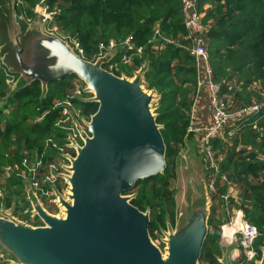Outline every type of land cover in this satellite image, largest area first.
Segmentation results:
<instances>
[{"label":"trees","instance_id":"16d2710c","mask_svg":"<svg viewBox=\"0 0 264 264\" xmlns=\"http://www.w3.org/2000/svg\"><path fill=\"white\" fill-rule=\"evenodd\" d=\"M42 2L17 0L16 10L33 20L34 9ZM197 3L203 15V38L213 80L218 84L225 81L222 94L228 102L227 111L255 104L261 107V112L239 122L240 128L229 124L223 135L211 142L220 174L211 191L210 234L200 261L218 264L222 257L221 236L213 233L221 232L224 224L223 216L218 217L217 212L225 210L227 194L230 208L242 210L245 220L260 231L261 236L255 243L260 260L259 247L264 242V0H197ZM44 4L49 13H54L59 31L75 40L89 59L111 43L129 41L135 48L144 47L141 56L131 65L121 64L122 51L104 68L117 76L121 73L131 76L148 61L146 82L149 89L160 95L156 121L163 126L167 167L164 175L137 182L134 190L138 195L132 201L140 211L150 210L149 231L153 234L155 220L161 219L165 225L168 216L174 222L177 157L187 138L195 140V132L188 129L197 92V70L188 51L191 40L183 23L182 0H45ZM156 31L163 40L147 47ZM10 79L16 80L17 76L9 74L0 64V103L10 92L11 86L7 84ZM83 86L77 77H68L50 84L41 100V83L33 82L8 99L5 108L0 110V174L7 167L16 173L24 172L25 160L30 164L42 161L46 168L69 151L68 133L59 125L61 104L69 101L84 119L98 110V104L75 97L76 90ZM199 97L194 129L198 128L201 115L211 113L202 107L203 99L208 101L206 94ZM207 169L211 177V170ZM222 176L227 177L231 187L223 182ZM1 186L5 189L6 206L13 209L15 216L33 226L42 225L28 211L31 207L24 200L21 178L13 175Z\"/></svg>","mask_w":264,"mask_h":264},{"label":"water","instance_id":"95a60500","mask_svg":"<svg viewBox=\"0 0 264 264\" xmlns=\"http://www.w3.org/2000/svg\"><path fill=\"white\" fill-rule=\"evenodd\" d=\"M16 5L17 0H0V63L17 76L0 110L33 82L41 83L42 100L50 84L72 76L85 85L87 97L79 99L98 104V110L89 120L71 112L80 142L68 134L66 148L75 155H62L68 162L59 175L64 191L52 187L57 214L44 207L30 179L23 181L26 203L42 225L0 212V264H200L213 199L193 142L187 138L177 157L176 227L162 240L164 251L150 235V210L132 204L137 193L126 196L137 182L164 175L167 167L163 126L156 121L160 95L146 82L150 63L144 61L131 76H117L104 66L119 47L89 59L50 31L42 15L28 20ZM222 215L226 224L224 209ZM260 251L256 264H264V242ZM230 259L239 264L242 253L234 249Z\"/></svg>","mask_w":264,"mask_h":264},{"label":"built area","instance_id":"2783aa9c","mask_svg":"<svg viewBox=\"0 0 264 264\" xmlns=\"http://www.w3.org/2000/svg\"><path fill=\"white\" fill-rule=\"evenodd\" d=\"M44 1L45 0H43L41 5L38 6L40 8V13H35V14L42 15L44 21L49 22V26H52L53 23H55V21L52 22L46 20L44 15L51 16L54 19L53 17L54 13L48 12V8L45 6ZM182 13H183L184 26L191 40V45L188 48V51L190 52L191 56L194 59L197 70L196 72L197 92L193 104L191 106V111H190L191 121L188 131L189 132L195 131L194 121L196 119L195 114L197 112V104L200 99L199 97L200 94L202 93L206 94L209 101V107L212 112V118L210 124L204 129L200 130L201 133L200 152H202L201 154L205 159L207 168L211 170V177L210 175L208 177V185H209V190L211 192L214 189L216 179L220 174L219 164H218L219 161L216 159L215 154L211 147L212 140L218 136H222L223 133L227 130L229 124H232V126L234 127L240 128L239 122L243 123L249 117L255 115L256 113L261 112V107L255 104L253 106L243 108L240 110L231 111V112L227 111L228 102H226V99L222 94V84H224L225 81L218 84L213 80L212 69L209 62L210 56L207 50L206 41L203 38L205 31V27L203 26L202 23L203 15L199 13L197 0H182ZM49 30L53 31L51 30V28ZM58 35L61 36L60 34ZM61 37L68 40L71 43V45L76 48L77 52L83 55L82 51H80L79 44L75 40L71 39L70 37H69L70 39L65 38L63 36ZM162 40L163 38L161 37L159 31H156L155 37L152 40H150L146 44V46L148 47L155 45L157 41H162ZM118 43H121L120 45L116 46L120 48L119 54L120 52L123 51L120 58V62L125 66L131 65L134 59L136 57L141 56L144 50V47L135 48L133 45L130 44L129 41L111 43L110 45L114 46L115 44ZM107 47H102L101 50H104V48ZM123 47H127V50L124 49L122 50ZM114 48L110 49V51H112ZM110 51H102V53L110 52ZM129 51H131L132 53L130 54ZM110 68H112V66ZM14 81L15 80L10 79L7 81V84L11 86ZM84 88L85 86H83V88L79 87L76 90L75 92L76 98H84L83 95ZM71 112H73L78 119H81L80 115L74 110L73 105L69 101H66L65 103L61 104V117H60L59 125L64 131H66L68 134H71L74 139L80 142L75 126L72 124ZM65 154H70L71 156L75 155L73 150H69ZM61 164L68 165V162L65 159L61 158L58 159L55 163H51L48 167L45 168L43 167L42 161H38L34 164H30L28 163L27 160H25L23 162V166L26 168V170L22 173H16L11 167L5 168L4 173L0 174V212L4 210L6 211L7 214L10 213L14 217H17L14 215L13 209L6 206L5 189L1 186V183L4 180L11 178L13 175H15L16 178H21L22 181L30 179L31 186L34 192L37 194L38 198L42 201L44 207L48 210L56 209L57 199L55 193L52 190V187L55 186L59 192H63L65 189L64 181L62 178L59 177V175L64 173ZM222 180L223 182L227 183L229 187L232 186L231 182L227 179L226 176H222ZM224 202H225L224 204L225 214L227 216L228 222L221 227V236L225 237L226 227L227 228L234 227L235 228L234 234L239 235L241 237L239 247L242 254H244L246 260L249 263H254V261L259 260L258 252L255 249V243L261 236V233L256 226L248 223L245 220V216L242 210H235L233 208H230L229 194H227L224 197ZM28 211L31 214L32 218H35L31 213V208Z\"/></svg>","mask_w":264,"mask_h":264},{"label":"rangeland","instance_id":"374dc122","mask_svg":"<svg viewBox=\"0 0 264 264\" xmlns=\"http://www.w3.org/2000/svg\"><path fill=\"white\" fill-rule=\"evenodd\" d=\"M34 12L35 13H40V8L38 7V8H35L34 9ZM44 15V14H43ZM44 17L46 18V20H48V21H52V22H54V19L51 17V16H48V15H44ZM50 28H51V30H53V31H56L58 34H60L61 36H63V37H65V38H68V39H70L69 37H66L64 34H62L60 31H59V29H58V27H57V25H56V22L55 23H53V25L52 26H49ZM49 28V29H50ZM121 43H118V44H115L114 46H109V47H107V48H104V50H100L99 51V54L98 55H101L102 54V51H110V49H112V48H114V47H116V46H118V45H120ZM81 51V50H80ZM153 112H154V115L156 114L155 112V106H154V104H153ZM82 118V117H81ZM89 118L90 117H85V120H89ZM84 119V118H83ZM194 135H195V138H196V140L198 141H196L197 143H198V145H199V143H200V137H201V134L200 133H194ZM193 135V136H194ZM196 147V150H197V156L199 157V156H202L203 157V155L201 154L202 152H199V148H200V146H195ZM183 148V147H182ZM181 153V152H180ZM199 153V154H198ZM203 159H204V157H203ZM167 162V161H166ZM174 187H175V190H176V187H177V183H176V186L174 185ZM22 190L24 191L25 190V187H24V185H23V187H22ZM134 193H137L136 192V190H134V191H132V192H130V193H128V194H126V196H128V197H132V194H134ZM25 194V193H24ZM26 195H25V197H24V200H25V202H26ZM50 209V208H49ZM48 210V209H47ZM6 212V211H5ZM48 212L50 213V214H57V210L56 209H51V210H48ZM222 211L221 210H219L218 212H217V215H218V217H221V215H222V213H221ZM12 213V212H11ZM8 214H10V213H8ZM211 214H212V209H211V211H210V216H211ZM168 215V214H167ZM223 216V215H222ZM151 217V216H150ZM226 218H227V216H226ZM162 222V220L161 219H157V220H155V222H156V226L154 227V229H153V231H154V233L153 234H151L150 233V235H151V237H152V240H153V242L157 245V246H159L160 247V249L162 250V251H164V247H165V245L163 244V242H162V240H165L166 238H167V235L171 232V231H173L174 229H175V227H176V224H175V219H174V222L173 221H171V219H170V217H168L167 216V219H166V224L164 225V224H161V222ZM28 224L29 225H32V224H30L29 222H28ZM223 225H225V224H223ZM222 225V226H223ZM227 228H225V230H226ZM226 239H228V237H226V234H225V238L224 237H220V244H221V247H222V251H223V256L221 257V258H219V260L220 259H222V258H224L223 259V262L222 263H220L219 262V260H218V264H233V262L231 261V259H230V254H231V250H232V248L235 246V244H239L240 243V241H241V237L239 236V235H232V237H231V240H232V245L229 243V241H226ZM228 240H230V239H228ZM231 242V241H230ZM263 245V244H262ZM261 245V246H262ZM260 246V247H261ZM260 247H259V249H260ZM259 260H256V261H254V263H249L247 260H246V258H245V256H244V254H242V259H241V261L239 262V264H256L257 262H258ZM200 264H206V263H200Z\"/></svg>","mask_w":264,"mask_h":264},{"label":"crops","instance_id":"0c3cea01","mask_svg":"<svg viewBox=\"0 0 264 264\" xmlns=\"http://www.w3.org/2000/svg\"><path fill=\"white\" fill-rule=\"evenodd\" d=\"M203 103H205V105L203 104ZM202 107L203 108H206L207 107V109L208 110H210V107H209V105H208V101H206L205 99H203V101H202ZM211 118H212V112L210 113V111H209V115H207L206 116V114H205V116L203 117L202 115H201V119L199 120V125H198V128L197 129H195V133H200V130H202V129H204L205 127H207L209 124H210V122H211ZM201 134V133H200ZM190 142H193L194 144H195V146H200V143H199V145H198V141L196 140V138H195V140H189ZM197 141V142H196ZM199 152H200V148H199ZM199 154V153H198ZM203 162H204V164H205V169L208 171V169H207V165H206V163H205V159H203ZM176 183H177V181H176ZM175 192V191H174ZM225 238V237H224ZM228 239H230V238H228ZM228 239H226V241H229V243L231 244L232 242H230L231 241V239L230 240H228ZM232 245V244H231ZM234 249H238L240 252H241V250H240V247H239V244H235V246L232 248V250H234ZM232 250H231V252H232ZM242 253V252H241ZM223 256V255H222Z\"/></svg>","mask_w":264,"mask_h":264},{"label":"bare ground","instance_id":"6f19581e","mask_svg":"<svg viewBox=\"0 0 264 264\" xmlns=\"http://www.w3.org/2000/svg\"><path fill=\"white\" fill-rule=\"evenodd\" d=\"M227 228V227H226ZM235 232V228L234 227H229L225 230V234H226V237L228 238H231L232 235L234 234Z\"/></svg>","mask_w":264,"mask_h":264}]
</instances>
